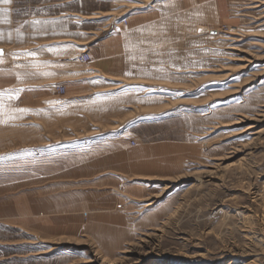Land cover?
Instances as JSON below:
<instances>
[{
	"label": "rangeland",
	"instance_id": "374dc122",
	"mask_svg": "<svg viewBox=\"0 0 264 264\" xmlns=\"http://www.w3.org/2000/svg\"><path fill=\"white\" fill-rule=\"evenodd\" d=\"M77 29L119 52L53 80ZM0 49V264H264V0H0ZM165 140L177 176L101 171Z\"/></svg>",
	"mask_w": 264,
	"mask_h": 264
},
{
	"label": "crops",
	"instance_id": "0c3cea01",
	"mask_svg": "<svg viewBox=\"0 0 264 264\" xmlns=\"http://www.w3.org/2000/svg\"><path fill=\"white\" fill-rule=\"evenodd\" d=\"M107 16V25L100 30L107 31L111 29L117 32V29H115V21L117 18L111 13H107ZM74 31L77 35L54 36L49 41L44 42L43 44L45 46L41 47L46 52L44 59L51 61V65L49 66H51L50 71L54 77L53 80L60 81L63 79L59 77L62 69L67 71L68 75L71 74V78L79 80L80 77L72 73L76 65H90V67L97 69L98 73H105L109 70L108 67L111 64L110 59L115 57L117 55L116 53L119 52L115 32L110 35L107 34L109 36L105 38H99L100 32L95 31V29H77ZM73 43L80 47L91 44L85 49H89V55L92 59L89 63L81 64L75 59L81 55V51L84 49L83 47L79 48L78 46L77 51L80 52L77 53L61 54V50H71ZM63 60H69L70 62L61 64ZM118 146L115 153L106 155V170L101 171L108 172L112 170L116 172L117 176L150 178L155 181H162L173 175H179L183 158L185 159L187 157L189 149L193 150L190 144L169 140L145 143L136 149L130 147L129 144H118ZM129 149H132V151H129ZM108 157H115L116 168L112 167L111 161L113 159H109L108 161ZM130 192H133V190ZM136 194L135 198L138 199L140 196L138 189L136 190Z\"/></svg>",
	"mask_w": 264,
	"mask_h": 264
},
{
	"label": "built area",
	"instance_id": "2783aa9c",
	"mask_svg": "<svg viewBox=\"0 0 264 264\" xmlns=\"http://www.w3.org/2000/svg\"><path fill=\"white\" fill-rule=\"evenodd\" d=\"M77 61L81 64L89 63L91 61L89 53L83 52L80 56L77 57ZM57 91L60 95H63L65 92L64 89L61 87L58 88ZM132 145H134V143H132Z\"/></svg>",
	"mask_w": 264,
	"mask_h": 264
},
{
	"label": "snow or ice",
	"instance_id": "6c2138e0",
	"mask_svg": "<svg viewBox=\"0 0 264 264\" xmlns=\"http://www.w3.org/2000/svg\"><path fill=\"white\" fill-rule=\"evenodd\" d=\"M3 2H4V3H7L8 0H3ZM0 55H2V52H0ZM0 95H3V94H0ZM0 108H2V106H0ZM19 111H26V110L21 109V110H19ZM0 115H2V112H0ZM0 122H3V121H0Z\"/></svg>",
	"mask_w": 264,
	"mask_h": 264
},
{
	"label": "water",
	"instance_id": "95a60500",
	"mask_svg": "<svg viewBox=\"0 0 264 264\" xmlns=\"http://www.w3.org/2000/svg\"><path fill=\"white\" fill-rule=\"evenodd\" d=\"M0 52H2V55L4 54V51L2 49H0ZM2 55H0V56H2Z\"/></svg>",
	"mask_w": 264,
	"mask_h": 264
},
{
	"label": "bare ground",
	"instance_id": "6f19581e",
	"mask_svg": "<svg viewBox=\"0 0 264 264\" xmlns=\"http://www.w3.org/2000/svg\"><path fill=\"white\" fill-rule=\"evenodd\" d=\"M76 59V58H75Z\"/></svg>",
	"mask_w": 264,
	"mask_h": 264
}]
</instances>
